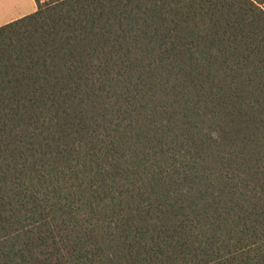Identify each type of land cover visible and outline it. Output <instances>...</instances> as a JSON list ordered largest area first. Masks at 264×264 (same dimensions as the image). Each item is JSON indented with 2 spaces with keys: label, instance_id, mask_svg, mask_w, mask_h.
I'll return each instance as SVG.
<instances>
[{
  "label": "trees",
  "instance_id": "obj_1",
  "mask_svg": "<svg viewBox=\"0 0 264 264\" xmlns=\"http://www.w3.org/2000/svg\"><path fill=\"white\" fill-rule=\"evenodd\" d=\"M0 26V264H264V0H34Z\"/></svg>",
  "mask_w": 264,
  "mask_h": 264
},
{
  "label": "rangeland",
  "instance_id": "obj_2",
  "mask_svg": "<svg viewBox=\"0 0 264 264\" xmlns=\"http://www.w3.org/2000/svg\"><path fill=\"white\" fill-rule=\"evenodd\" d=\"M34 10V0H0V23L16 20Z\"/></svg>",
  "mask_w": 264,
  "mask_h": 264
},
{
  "label": "crops",
  "instance_id": "obj_3",
  "mask_svg": "<svg viewBox=\"0 0 264 264\" xmlns=\"http://www.w3.org/2000/svg\"><path fill=\"white\" fill-rule=\"evenodd\" d=\"M14 19H15V18H14ZM14 19H12V20H14ZM12 20H11V21H12ZM7 23H8V22H5V23H3V24L0 23V26L5 25V24H7Z\"/></svg>",
  "mask_w": 264,
  "mask_h": 264
}]
</instances>
